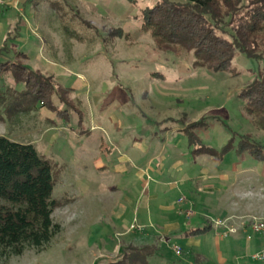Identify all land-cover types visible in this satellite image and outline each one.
I'll use <instances>...</instances> for the list:
<instances>
[{
  "label": "rangeland",
  "instance_id": "374dc122",
  "mask_svg": "<svg viewBox=\"0 0 264 264\" xmlns=\"http://www.w3.org/2000/svg\"><path fill=\"white\" fill-rule=\"evenodd\" d=\"M144 3L153 0H0V67L11 60L19 75L0 71L9 104L7 91L18 93L0 107V136L52 165L62 205L61 233L8 264H264L252 260L264 251V228H252L264 223V162L236 152L245 136L264 144L240 97L264 78V59L237 55L231 70L209 72L158 53L140 31ZM24 79L46 92L43 104L28 92L29 111ZM147 204L159 226L184 228L140 243Z\"/></svg>",
  "mask_w": 264,
  "mask_h": 264
},
{
  "label": "trees",
  "instance_id": "16d2710c",
  "mask_svg": "<svg viewBox=\"0 0 264 264\" xmlns=\"http://www.w3.org/2000/svg\"><path fill=\"white\" fill-rule=\"evenodd\" d=\"M144 5L137 16L140 31L149 34L158 53L190 58L195 68L209 72L231 70V62L237 55L264 59V0H158L155 3L153 0L152 4ZM110 34L118 39L130 37L121 28L111 29ZM10 63L11 60L1 64L0 71L12 70ZM14 74L17 79L19 75ZM19 81L26 82L24 98L29 96L28 92L39 101L46 95L42 87L28 90V79ZM47 89L52 92L53 87ZM11 91L7 92L14 97L10 100L14 106V94L18 93ZM240 97L254 127L264 131V78L246 86ZM50 99L46 100L49 104ZM31 101L32 98L27 99L26 103L31 106ZM10 104L0 91V107ZM31 109L32 106L26 108ZM0 120H3L1 116ZM202 120L189 127L196 129ZM236 152H246L264 162V144L250 136L241 138ZM55 184L52 165L33 145L0 136V264H8L11 258L27 250L44 251L61 233L60 224L53 220L55 209L62 206L52 197ZM207 229L198 228L187 234Z\"/></svg>",
  "mask_w": 264,
  "mask_h": 264
},
{
  "label": "crops",
  "instance_id": "0c3cea01",
  "mask_svg": "<svg viewBox=\"0 0 264 264\" xmlns=\"http://www.w3.org/2000/svg\"><path fill=\"white\" fill-rule=\"evenodd\" d=\"M175 129H173L172 131H174ZM150 181H152V179L150 178ZM156 181V180H155ZM148 182H145V184H144V187L147 189V186H148ZM153 184H154V186H155V190H156V198H158V196H161L162 195V193H163V188H164V182H161L160 180H157L156 182H154L153 181ZM165 195V194H164ZM163 200V199H162ZM147 201H148V198H147ZM148 203V202H147ZM148 205L149 204H147V209L146 210H144V215H143V218L145 219L142 223H146L147 224V226L148 227H145L144 225L143 226H141L142 227V229H143V227L144 228H146V230H145V232L143 233L144 235L143 236H141V239H143L142 241L143 242H140V243H145V240H147V238L150 236V235H152V234H158V233H170V232H173V233H176L177 231H181L183 228H184V226H181V225H179L178 224V222H175V220H170V221H166V222H162L163 223V226H159L158 224H157V221H159V222H161L160 221V219H156V215L158 216V214L157 213H155V214H152L151 213V211L150 210H148V209H150L149 207H148ZM158 209H160V210H162V209H167L168 208V206H164V205H162V204H160L158 207H157ZM179 211H181V210H179ZM163 212L164 213H166V211H164L163 210ZM160 217H162V216H160ZM224 219H227V221L228 220H230L231 219V217H228V218H224ZM225 221L226 220H224V225L223 226H221V227H226V230H227V227L229 226H227L226 224H225ZM220 227V226H219ZM228 228H230V227H228ZM198 229V228H197ZM192 230H194V229H192ZM196 230V229H195ZM184 231H186V230H184ZM222 231V230H221ZM223 232V231H222ZM222 232H219L220 233V237H223V234H222ZM188 232H186V234H187ZM185 234V235H186ZM222 234V235H221ZM227 234L228 235H233V234H235V233H228V231H227ZM145 239V240H144ZM233 243L234 244H236V246H237V243H236V240H234L233 241ZM238 247V246H237ZM199 258V257H198Z\"/></svg>",
  "mask_w": 264,
  "mask_h": 264
},
{
  "label": "built area",
  "instance_id": "2783aa9c",
  "mask_svg": "<svg viewBox=\"0 0 264 264\" xmlns=\"http://www.w3.org/2000/svg\"><path fill=\"white\" fill-rule=\"evenodd\" d=\"M188 214L190 215V212ZM216 225L217 226H223L224 222L223 221H217ZM252 228H253L254 231L258 232V231H260V230H262L264 228V223L254 224ZM227 231H228V233H236L235 229H233L232 227H230V228L227 227ZM173 250L176 253V255H180L181 254V250L177 246H174ZM252 260L264 261V251L261 252V253H258L256 255H253L252 256Z\"/></svg>",
  "mask_w": 264,
  "mask_h": 264
}]
</instances>
